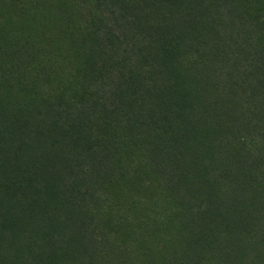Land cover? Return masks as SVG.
<instances>
[{"label":"trees","instance_id":"trees-1","mask_svg":"<svg viewBox=\"0 0 264 264\" xmlns=\"http://www.w3.org/2000/svg\"><path fill=\"white\" fill-rule=\"evenodd\" d=\"M0 264H264V0H0Z\"/></svg>","mask_w":264,"mask_h":264}]
</instances>
